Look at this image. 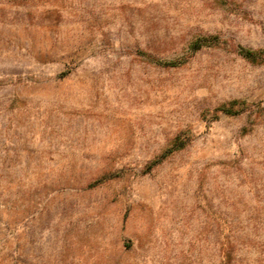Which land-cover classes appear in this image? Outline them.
Wrapping results in <instances>:
<instances>
[{"label":"rangeland","instance_id":"1","mask_svg":"<svg viewBox=\"0 0 264 264\" xmlns=\"http://www.w3.org/2000/svg\"><path fill=\"white\" fill-rule=\"evenodd\" d=\"M0 264H264V0H0Z\"/></svg>","mask_w":264,"mask_h":264},{"label":"trees","instance_id":"2","mask_svg":"<svg viewBox=\"0 0 264 264\" xmlns=\"http://www.w3.org/2000/svg\"><path fill=\"white\" fill-rule=\"evenodd\" d=\"M205 42H207V40H206V41H202V42H201V41L196 42L195 45H194V49H195V50L200 49V48L205 44ZM244 54H245L246 57H253V53L250 52V51H247V52H245ZM166 65H167V66H176L177 63H175V62H171V63H167ZM165 156H166V154H164V155L162 156V158H164Z\"/></svg>","mask_w":264,"mask_h":264}]
</instances>
